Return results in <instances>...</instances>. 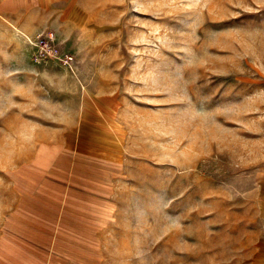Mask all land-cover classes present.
Listing matches in <instances>:
<instances>
[{"label":"rangeland","instance_id":"rangeland-1","mask_svg":"<svg viewBox=\"0 0 264 264\" xmlns=\"http://www.w3.org/2000/svg\"><path fill=\"white\" fill-rule=\"evenodd\" d=\"M0 264H264V0H0Z\"/></svg>","mask_w":264,"mask_h":264},{"label":"built area","instance_id":"built-area-1","mask_svg":"<svg viewBox=\"0 0 264 264\" xmlns=\"http://www.w3.org/2000/svg\"><path fill=\"white\" fill-rule=\"evenodd\" d=\"M54 35H47V36H39L36 45L40 48V53L43 54L49 49L51 51V55H54L57 59H60L59 51L56 50L54 47ZM67 59L69 57L67 56Z\"/></svg>","mask_w":264,"mask_h":264}]
</instances>
